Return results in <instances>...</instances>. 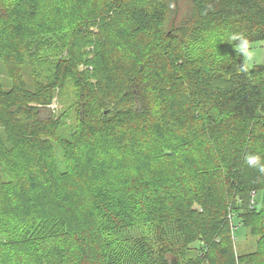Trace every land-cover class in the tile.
Returning <instances> with one entry per match:
<instances>
[{
  "label": "trees",
  "instance_id": "16d2710c",
  "mask_svg": "<svg viewBox=\"0 0 264 264\" xmlns=\"http://www.w3.org/2000/svg\"><path fill=\"white\" fill-rule=\"evenodd\" d=\"M179 1L0 0V264H264V0Z\"/></svg>",
  "mask_w": 264,
  "mask_h": 264
},
{
  "label": "clouds",
  "instance_id": "9594fccd",
  "mask_svg": "<svg viewBox=\"0 0 264 264\" xmlns=\"http://www.w3.org/2000/svg\"><path fill=\"white\" fill-rule=\"evenodd\" d=\"M229 42L235 43V50L242 56L243 63L240 65V71L247 72L250 66L254 63L256 52L250 40L242 33H232L229 36ZM248 166L258 168L261 173H264V162L259 155L248 154L245 158Z\"/></svg>",
  "mask_w": 264,
  "mask_h": 264
},
{
  "label": "rangeland",
  "instance_id": "374dc122",
  "mask_svg": "<svg viewBox=\"0 0 264 264\" xmlns=\"http://www.w3.org/2000/svg\"><path fill=\"white\" fill-rule=\"evenodd\" d=\"M179 3L181 5V8L178 10V12H179V14H182L183 11L186 9L187 1L186 0H180ZM252 46H253V48L255 49V52H256V58H255L254 63H264V41L252 43ZM252 65L250 66V68L252 67ZM55 106H56V103H53L51 105V107H55ZM231 216H232V214L228 215L229 218ZM241 228L242 227H239V230L237 231L236 243H237L238 250L241 253L242 252L244 253L245 251L253 250L255 248V244H256L255 240H256V238L253 237L251 234L247 235L245 233V230H243Z\"/></svg>",
  "mask_w": 264,
  "mask_h": 264
},
{
  "label": "built area",
  "instance_id": "2783aa9c",
  "mask_svg": "<svg viewBox=\"0 0 264 264\" xmlns=\"http://www.w3.org/2000/svg\"><path fill=\"white\" fill-rule=\"evenodd\" d=\"M252 196H253V197L255 196V191L252 193Z\"/></svg>",
  "mask_w": 264,
  "mask_h": 264
}]
</instances>
